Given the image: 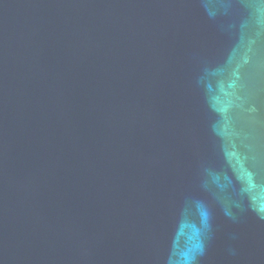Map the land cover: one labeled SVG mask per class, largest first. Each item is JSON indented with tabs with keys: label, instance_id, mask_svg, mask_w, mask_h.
<instances>
[{
	"label": "water",
	"instance_id": "95a60500",
	"mask_svg": "<svg viewBox=\"0 0 264 264\" xmlns=\"http://www.w3.org/2000/svg\"><path fill=\"white\" fill-rule=\"evenodd\" d=\"M0 264H264V0H0Z\"/></svg>",
	"mask_w": 264,
	"mask_h": 264
}]
</instances>
